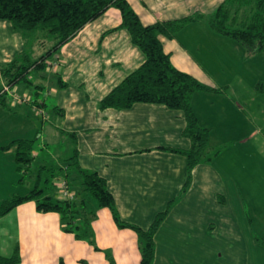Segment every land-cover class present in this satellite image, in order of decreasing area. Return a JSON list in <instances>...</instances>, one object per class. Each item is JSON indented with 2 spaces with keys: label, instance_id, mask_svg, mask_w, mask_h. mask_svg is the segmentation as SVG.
Masks as SVG:
<instances>
[{
  "label": "crops",
  "instance_id": "0c3cea01",
  "mask_svg": "<svg viewBox=\"0 0 264 264\" xmlns=\"http://www.w3.org/2000/svg\"><path fill=\"white\" fill-rule=\"evenodd\" d=\"M127 1L145 25L201 15L202 18L185 24L174 38L161 37L172 64L179 70L209 85L213 72L205 67L208 64L216 73H221L224 64L233 63L237 72L242 69L241 60L233 62L232 54L228 55L233 51L231 44H236L231 38L215 33L205 19L223 0ZM4 30L10 31L13 40L10 43L1 40L4 43L0 45L5 48L0 49V55L6 60H0V66L26 52L28 43L25 34L14 29L10 21L0 20V37ZM126 36L129 40L128 32ZM123 61L125 77L143 63L144 56L134 50ZM120 62L113 60L114 65ZM58 77V85L63 86V79ZM214 91L217 90L206 92ZM232 103L241 109L237 101L232 100ZM57 108L62 116L65 113L63 102ZM87 121L89 123L85 124ZM87 121L78 122L79 128L73 131L77 138L71 152L76 147L82 168L105 178L120 219L147 228L157 213L167 211L155 234L153 264H186L184 259L191 253L186 245L176 247L175 242H187L194 237L201 240L196 226L209 234L217 223L235 225L242 218L241 183L233 178L232 186L227 187V172L219 169L217 185H209L210 171L217 169L211 163L217 156L199 162L188 175L184 154L172 150L190 146L183 133L186 121L181 111L158 103H135L128 109H108ZM256 205L257 215L264 217V206ZM176 207L179 210L171 216ZM10 215L17 225L15 250L17 248L20 260L16 264H110L109 259L115 264H140L136 232L119 227L107 207H97L90 223V235L97 247L65 232L59 214L37 210L34 200L25 201L0 217Z\"/></svg>",
  "mask_w": 264,
  "mask_h": 264
},
{
  "label": "rangeland",
  "instance_id": "374dc122",
  "mask_svg": "<svg viewBox=\"0 0 264 264\" xmlns=\"http://www.w3.org/2000/svg\"><path fill=\"white\" fill-rule=\"evenodd\" d=\"M114 10L120 14L118 8L110 7L58 47L52 35L27 41L25 51L30 61L50 51L44 68L31 69L27 82L8 85L0 75V90L8 88L1 96L4 100L0 99V205L4 199L32 189L36 173L44 165L52 169L43 170L40 187L54 198H63L59 184L73 154L71 133L77 138L73 131L79 128L78 122L90 120L108 109L122 110L101 108V100L127 73L122 70L123 60L134 50L144 54L127 39L128 31L120 26L121 17ZM2 39L10 43L13 40L10 31L4 30ZM232 42L236 45L231 44L233 51L228 55L232 54L233 62L241 60L242 69L237 72L233 63L224 64V71L216 73L213 66L206 65L213 72L209 85L217 91L198 90L192 95L191 104L193 108L196 105L194 111L200 124L209 129L210 153L218 149L211 163L217 169L210 171L209 185H217L220 170L227 172V187L232 186L233 178L241 183L243 215L235 225L217 223L209 234L196 226L201 240L194 237L187 242H175L176 247L186 245L191 253L184 259L186 264L187 261L188 264H264V246L260 243L264 238V217L255 210L256 204L264 206V50L247 55L241 44ZM1 48L5 47L0 45ZM0 60H6L5 56L0 55ZM113 60L121 62L114 65ZM59 75L63 86L58 85ZM13 98L26 101L16 103ZM62 102L65 113L61 116L57 107ZM20 138L33 140L34 156L29 167L18 169L16 146L11 141ZM75 174L72 170L71 175ZM70 182V191L79 198L80 182ZM93 205L87 210H92ZM178 210L176 207L169 212L172 211V216ZM85 229L81 227L79 232ZM16 237L15 218L0 217L1 256L15 254ZM79 240L97 247L90 234Z\"/></svg>",
  "mask_w": 264,
  "mask_h": 264
},
{
  "label": "trees",
  "instance_id": "16d2710c",
  "mask_svg": "<svg viewBox=\"0 0 264 264\" xmlns=\"http://www.w3.org/2000/svg\"><path fill=\"white\" fill-rule=\"evenodd\" d=\"M110 7L118 8L120 26L127 29L131 42L144 54V61L103 97L100 107L128 109L135 103H158L181 111L186 121L183 133L189 139L190 146L186 149L172 150L184 154L189 175L195 165L212 160L218 152L216 149L210 153L212 148L209 145V129L200 124L191 98L198 90L211 91L217 88L201 83L190 73L176 68L171 62L170 53L163 47L161 37L174 38L176 32L185 24L202 18L200 14L145 25L127 0H0V20L10 21L14 29L23 31L28 41L39 36L52 35L56 38L55 47H58ZM205 19L215 33L241 44L247 55L264 50V0H223ZM49 54L50 51L47 52V55ZM47 55L30 61L24 52L2 64L0 74L8 85L27 82L31 69L44 68ZM5 92L3 89L0 90L1 100H4L1 96ZM71 136L75 143V134L71 133ZM32 141L25 138L11 141L12 145L16 146L15 156L20 163L18 169L30 166L34 156ZM45 169L52 168L44 165L38 169L32 189L3 200L0 205V216L25 201L34 200L37 210L57 212L63 230L73 233L80 239L91 233L89 226L95 216V209L107 207L119 227H128L136 232L140 264L154 263L155 234L167 215L166 210L157 213L147 228L122 221L105 178L95 171L82 168L77 158L76 147L68 158L65 177L60 183L64 182L65 189L70 191V180L80 182L82 190L79 198L76 194L72 198L65 196L61 184L59 188L62 190L63 198H54L41 188V177ZM72 170L77 174L71 175ZM90 205H93V209L87 210L90 209ZM81 227L86 229L79 232ZM260 243L264 246V238ZM19 260L17 248L11 257L0 256V264H16ZM109 260L110 264H115L112 259Z\"/></svg>",
  "mask_w": 264,
  "mask_h": 264
},
{
  "label": "built area",
  "instance_id": "2783aa9c",
  "mask_svg": "<svg viewBox=\"0 0 264 264\" xmlns=\"http://www.w3.org/2000/svg\"><path fill=\"white\" fill-rule=\"evenodd\" d=\"M8 90V88L7 87H5V88H3V91H7ZM14 99V101L17 103V102H23V98L21 99V100H19V99H17V98H13ZM61 184V187L62 188H64V195L65 196H67V197H69V198H72L73 196H74V193L73 192H70L69 190H67V189H65V184H64V182H61L60 183Z\"/></svg>",
  "mask_w": 264,
  "mask_h": 264
}]
</instances>
